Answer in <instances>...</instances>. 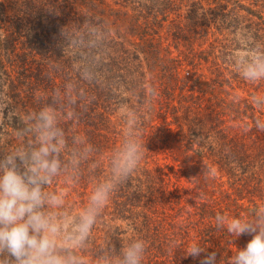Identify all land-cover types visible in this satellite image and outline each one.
I'll return each mask as SVG.
<instances>
[{
    "label": "trees",
    "instance_id": "trees-1",
    "mask_svg": "<svg viewBox=\"0 0 264 264\" xmlns=\"http://www.w3.org/2000/svg\"><path fill=\"white\" fill-rule=\"evenodd\" d=\"M258 54L264 0H0V153L37 147L29 129L51 107L66 147L47 187L82 213L107 188L62 255L118 264L142 240V264H199L198 242L227 264L245 247L214 218L264 205V78L242 74Z\"/></svg>",
    "mask_w": 264,
    "mask_h": 264
},
{
    "label": "clouds",
    "instance_id": "clouds-1",
    "mask_svg": "<svg viewBox=\"0 0 264 264\" xmlns=\"http://www.w3.org/2000/svg\"><path fill=\"white\" fill-rule=\"evenodd\" d=\"M242 74L251 81L264 78V54L245 61ZM33 126L29 131H34L38 146L31 150L18 148L0 160V264H83L74 254L65 250L62 255L57 250L61 226L49 209L59 208L63 200L46 191L62 170L60 153L66 147L64 132L57 126L51 107L35 115ZM257 127L264 130V125L258 123ZM135 163L133 150L126 156L124 170ZM106 198V187L94 192L90 206L81 214L73 232L64 234V244L78 245L85 239ZM214 219L217 230L226 229L236 238L252 237L244 248H235L227 264H264V205L254 207L249 216L217 213ZM145 251L144 241L136 240L123 249V258L118 264H142ZM186 256L200 258L199 264H218L217 252H207L198 242L190 244Z\"/></svg>",
    "mask_w": 264,
    "mask_h": 264
},
{
    "label": "rangeland",
    "instance_id": "rangeland-1",
    "mask_svg": "<svg viewBox=\"0 0 264 264\" xmlns=\"http://www.w3.org/2000/svg\"><path fill=\"white\" fill-rule=\"evenodd\" d=\"M164 45H167V43H165ZM172 50V48H171ZM148 79H150L148 77ZM152 81V78L150 79ZM239 94L238 95H242V96H246L245 94L247 92H241V91H237ZM262 96L261 94L258 95V97ZM124 103L122 104L121 106V110L119 111V113L117 115H119V118L118 120L122 119V115L124 114V117L125 115H127V111L125 112V110H123L124 108ZM136 105V104H134ZM128 108V111L133 113L135 110L133 108H131V106L128 107V104H126V107L125 109ZM124 117L122 119V121L124 120ZM1 122H2V105L0 104V132H1ZM159 123H160V120L156 119V118H151L150 121L148 122V124H150V127L149 129H151L152 126H159ZM3 136L0 134V139H2ZM0 159H4L3 155L0 153ZM46 191L48 192H52L51 189L49 187L46 188ZM60 192V190H58ZM53 193V192H52ZM70 203H72L71 201H69ZM69 209L66 207V205L63 203L59 208H52V209H49V211L53 212L55 215H56V222L58 224H60L61 226V236L60 238H58L57 240V250L60 251L61 248L63 247H70L71 245L70 244H64L62 242V239H63V236L64 234L66 233H69V232H73L74 230V227L71 228L70 225L72 224L73 222V215L75 212H81L82 213V209L79 208L77 211H73V212H69L68 211ZM75 246V245H73Z\"/></svg>",
    "mask_w": 264,
    "mask_h": 264
}]
</instances>
